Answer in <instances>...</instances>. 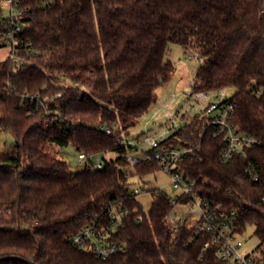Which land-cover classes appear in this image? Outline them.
Returning <instances> with one entry per match:
<instances>
[{
    "label": "trees",
    "instance_id": "trees-1",
    "mask_svg": "<svg viewBox=\"0 0 264 264\" xmlns=\"http://www.w3.org/2000/svg\"><path fill=\"white\" fill-rule=\"evenodd\" d=\"M41 2L18 0L24 45L18 60L0 63V133L14 141L0 152V258L222 264L210 235L188 224L170 231L166 194L150 191L151 206L143 210L125 173L129 148L118 143L174 74L165 53L176 44L199 58L198 90H235L231 124L257 143L222 162L225 139L211 135L202 114L164 143L193 149L179 166L184 177L210 206L236 212L237 234L253 227L264 264V0H52L48 8ZM69 144L79 155L114 157L100 169L72 172L60 156ZM249 167L257 182L246 175ZM156 171L154 163L133 166L138 178ZM113 210L124 216L110 239L124 253L101 261L72 244L91 224L107 228Z\"/></svg>",
    "mask_w": 264,
    "mask_h": 264
},
{
    "label": "built area",
    "instance_id": "built-area-1",
    "mask_svg": "<svg viewBox=\"0 0 264 264\" xmlns=\"http://www.w3.org/2000/svg\"><path fill=\"white\" fill-rule=\"evenodd\" d=\"M2 1V6L8 9V16L5 18L3 31L0 33V48L8 49L7 58L14 61L18 60L19 50L24 45L22 37L24 24L21 23L24 11L19 9L18 0ZM51 3L52 0H42L40 6L48 8ZM192 58L199 61L198 57L188 56L189 60ZM178 81L179 83L185 82L188 89L180 90L176 84L174 91L167 95L157 96L160 88L154 92L159 110H165L167 113V121L165 124L159 125L158 134L151 137L149 131H146L136 140L129 141L125 140L124 137L118 140L120 145L140 155V157H135L127 154L126 160L129 166L125 168L126 176H130L129 168L131 167L133 170L135 164L154 163L159 171L168 176L172 189L177 192L174 198L167 196L171 210L166 216V220L172 233H177L185 224L194 226L196 233L204 232L210 235L212 242L217 244V256L222 264H261L258 261L257 253L245 248L240 240L241 236L234 231L236 212L210 206L195 192V181L184 177L181 172L180 163L193 153V149L173 147L164 143L173 132L197 114L207 117L206 127L211 128L213 137L220 135L224 137L225 145L220 154L222 162L230 161L235 155H243L257 142L250 135L235 130L231 124L235 105L226 95L225 90L218 92L200 91L195 79H185L181 75L178 76ZM180 96L189 103V108L194 111L193 116L188 117L187 109L183 108L182 105H178L174 111L167 110L168 105ZM164 98L168 99L167 104L163 103ZM167 123L170 125L167 126ZM104 131L107 135L112 134L111 129L104 128ZM139 143L142 144V147H139ZM105 160H107L105 154L97 157L79 155L77 162L78 166L95 170L100 169ZM246 175L253 182L258 181V176L253 173L250 167L246 170ZM176 207L187 209L188 213L175 211ZM123 216V212L113 210L110 212V225L107 228L91 224L72 237V244L82 251L93 254L101 261L124 253L125 246L110 239L114 224L116 221L120 222ZM141 220L142 217H138V221ZM207 247L208 244H205L204 248Z\"/></svg>",
    "mask_w": 264,
    "mask_h": 264
},
{
    "label": "rangeland",
    "instance_id": "rangeland-1",
    "mask_svg": "<svg viewBox=\"0 0 264 264\" xmlns=\"http://www.w3.org/2000/svg\"><path fill=\"white\" fill-rule=\"evenodd\" d=\"M3 1L0 0V20L3 18H6L8 16V9H5L2 6ZM0 50L9 51L6 48H0ZM188 56L191 57H197L193 54H184L183 50L179 45L176 44H170L167 47L166 53H165V59H168L172 62L174 66V74L170 76L167 82L162 84L159 88V91L157 93V96L163 95V94H169L174 91V88L176 87V84H178V88L180 90H187V85L185 82L179 83L178 81V74H181L182 77L185 79H194L196 70L198 66L200 65V61L196 59H188ZM225 93L228 97H231L234 93V89H226ZM165 100H167L165 102ZM169 101L167 98L163 99V103L167 104ZM178 105H182L183 108L187 109L188 117H191L194 115V111L189 108V103L185 101V99L180 96L176 98L172 104L168 105L167 110L168 111H174ZM167 121V113L165 110H159V104L156 103L154 106L151 107L149 112L145 115H143L137 122V124L131 128L128 131V135L125 136V140H136L138 136L145 133L146 131H149L150 136L153 137L160 131V124H165ZM170 124L167 123V126ZM14 146L13 138L10 134L0 133V152H7L10 151ZM139 147H142V144L139 143ZM128 155H132L135 157H140L139 153L128 151ZM60 156L61 158L70 166L72 172H79L83 169V167L78 166L77 159L79 157L78 152L75 150V148L72 145H67L66 147H63L60 149ZM107 158H113L114 153H107L105 154ZM130 176H128V181L130 183V190L132 193L135 194L136 199L143 207L144 211L149 210L151 203H152V197L150 194V191L156 190L160 191L164 194H166L169 198H174V196L177 195V192H175L171 185H170V179L167 175L162 173L161 171H156L148 175H144L141 178H138L132 168H129ZM175 211H182V213L186 214L188 213L187 209H183L180 207H176ZM193 223V222H191ZM254 229L253 227H249L246 229L245 233L240 237V240L243 242V245L245 248L249 250H254L258 245V240L253 235Z\"/></svg>",
    "mask_w": 264,
    "mask_h": 264
},
{
    "label": "water",
    "instance_id": "water-1",
    "mask_svg": "<svg viewBox=\"0 0 264 264\" xmlns=\"http://www.w3.org/2000/svg\"><path fill=\"white\" fill-rule=\"evenodd\" d=\"M10 260H17L23 264H33L32 262L30 261H27V260H24L22 258H19V257H13V256H9V257H4V258H0V263L1 262H4V261H10Z\"/></svg>",
    "mask_w": 264,
    "mask_h": 264
},
{
    "label": "crops",
    "instance_id": "crops-1",
    "mask_svg": "<svg viewBox=\"0 0 264 264\" xmlns=\"http://www.w3.org/2000/svg\"><path fill=\"white\" fill-rule=\"evenodd\" d=\"M8 54H9V51L6 50L3 52V50H0V63L7 59ZM179 75H181V74H178L177 76H179Z\"/></svg>",
    "mask_w": 264,
    "mask_h": 264
}]
</instances>
